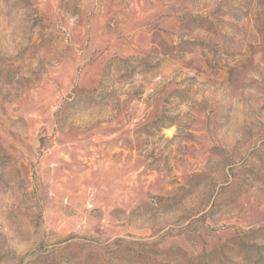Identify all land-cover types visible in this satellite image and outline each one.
I'll use <instances>...</instances> for the list:
<instances>
[{
  "label": "rangeland",
  "instance_id": "obj_1",
  "mask_svg": "<svg viewBox=\"0 0 264 264\" xmlns=\"http://www.w3.org/2000/svg\"><path fill=\"white\" fill-rule=\"evenodd\" d=\"M0 264H264V0H0Z\"/></svg>",
  "mask_w": 264,
  "mask_h": 264
}]
</instances>
